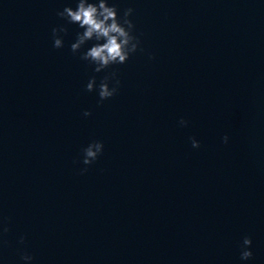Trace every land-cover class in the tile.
<instances>
[{"label":"water","instance_id":"1","mask_svg":"<svg viewBox=\"0 0 264 264\" xmlns=\"http://www.w3.org/2000/svg\"><path fill=\"white\" fill-rule=\"evenodd\" d=\"M108 3L134 10L143 51L97 73L80 59L95 41L74 54L83 29L57 15L77 0H0V255L264 264V0ZM114 71L98 104L86 85ZM93 141L103 153L86 166Z\"/></svg>","mask_w":264,"mask_h":264},{"label":"clouds","instance_id":"2","mask_svg":"<svg viewBox=\"0 0 264 264\" xmlns=\"http://www.w3.org/2000/svg\"><path fill=\"white\" fill-rule=\"evenodd\" d=\"M132 8L124 11L123 16H120L119 10L115 4L111 6L108 0H77L75 9L72 7H65L62 11H58L57 15L66 20L68 24H76L83 29L82 32L76 33L75 42L71 44V51L75 54L88 42L95 41V43L86 51H84L80 59L87 61L89 64L95 65L94 71L99 73L111 65L124 64L128 61L130 56L137 52L140 48L141 41L138 36L134 35L135 25L129 18L133 13ZM66 26L54 27L52 29L53 46L57 49L63 47V38L60 33H67ZM154 57L150 56V59ZM112 84L110 87L109 84ZM121 81L117 78V73L114 71L109 75H105L96 84V78L93 76L89 79L86 85V91L92 92L98 88L99 101L102 104L105 100L117 94ZM92 113L85 110L83 115L90 116ZM181 126H187L188 121L183 118L179 121ZM193 148H199L200 143L194 137L190 138ZM228 136L223 137V142H228ZM103 142L93 141L86 148L83 149V164L91 165L103 153ZM87 167L81 169V174L87 172ZM4 232L8 228L3 229ZM24 242V237H21L20 243ZM252 240L250 237H244L241 245V260H249L253 253L250 250ZM24 261L30 262L33 257L24 254L21 257Z\"/></svg>","mask_w":264,"mask_h":264}]
</instances>
